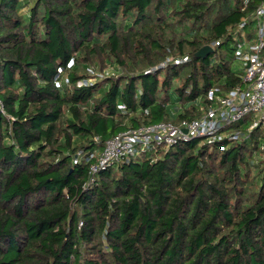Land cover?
Wrapping results in <instances>:
<instances>
[{
    "label": "trees",
    "instance_id": "obj_1",
    "mask_svg": "<svg viewBox=\"0 0 264 264\" xmlns=\"http://www.w3.org/2000/svg\"><path fill=\"white\" fill-rule=\"evenodd\" d=\"M261 1L0 0V264H264L263 126L143 154L91 184V164L73 163L243 87L238 27ZM91 67L115 75L77 87Z\"/></svg>",
    "mask_w": 264,
    "mask_h": 264
},
{
    "label": "built area",
    "instance_id": "obj_2",
    "mask_svg": "<svg viewBox=\"0 0 264 264\" xmlns=\"http://www.w3.org/2000/svg\"><path fill=\"white\" fill-rule=\"evenodd\" d=\"M252 20L257 30L256 35L253 37L247 35L245 33L247 23L245 21L241 23L238 27L240 33L235 50V60L243 70L244 86L226 93L219 88L212 89L208 94L211 106L197 120H185L177 124L157 122L131 128L107 140L101 150L87 154L78 151L73 158V163L91 164L90 184L94 181L93 176L101 170L125 161L128 162L143 154L156 153L162 148L169 149L194 139H205L209 144L238 141L244 134L228 129L243 121L250 114H256V118L254 123L247 128L246 134L252 133L259 126L264 127V0L253 13ZM182 62L175 61L176 64ZM165 65L166 63L162 66ZM73 66L72 61L67 68L71 69ZM114 75L115 72L112 69L102 71L91 67L87 69L86 77L78 80L75 85L79 88L93 86L96 82ZM55 84L58 88H70L73 85L63 69H59ZM0 109L3 112L1 101ZM125 109V106H120V110ZM94 141L99 143L100 140L95 138ZM222 150H225V147H222Z\"/></svg>",
    "mask_w": 264,
    "mask_h": 264
},
{
    "label": "rangeland",
    "instance_id": "obj_3",
    "mask_svg": "<svg viewBox=\"0 0 264 264\" xmlns=\"http://www.w3.org/2000/svg\"><path fill=\"white\" fill-rule=\"evenodd\" d=\"M256 32H257V30L254 28V26L252 24V26H250V28L247 29L245 33L247 35H251L253 37L256 35ZM232 47H234V46H232ZM255 118H256V114H250L243 121L236 123L232 127H235L239 124H242L243 128L246 130L249 126H251L254 123ZM260 159H261L260 157H256L255 162H259Z\"/></svg>",
    "mask_w": 264,
    "mask_h": 264
},
{
    "label": "water",
    "instance_id": "obj_4",
    "mask_svg": "<svg viewBox=\"0 0 264 264\" xmlns=\"http://www.w3.org/2000/svg\"><path fill=\"white\" fill-rule=\"evenodd\" d=\"M212 51H213V48L211 46H206L199 51V53L197 54V57L205 58Z\"/></svg>",
    "mask_w": 264,
    "mask_h": 264
}]
</instances>
